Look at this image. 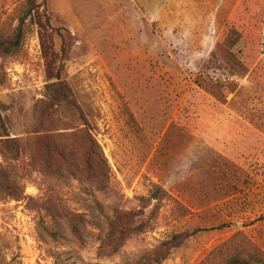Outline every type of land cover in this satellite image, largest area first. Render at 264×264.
I'll use <instances>...</instances> for the list:
<instances>
[{
	"label": "rangeland",
	"instance_id": "obj_1",
	"mask_svg": "<svg viewBox=\"0 0 264 264\" xmlns=\"http://www.w3.org/2000/svg\"><path fill=\"white\" fill-rule=\"evenodd\" d=\"M36 2L19 52L0 56V166L22 188L0 195V264H141L182 233L161 264H203L236 232L264 251V0ZM23 3L0 0L1 32ZM57 76L107 179L56 177L32 161L36 107ZM56 116L60 132L82 126L66 107ZM117 210L148 221L103 254ZM68 213L82 215L80 239Z\"/></svg>",
	"mask_w": 264,
	"mask_h": 264
},
{
	"label": "trees",
	"instance_id": "obj_2",
	"mask_svg": "<svg viewBox=\"0 0 264 264\" xmlns=\"http://www.w3.org/2000/svg\"><path fill=\"white\" fill-rule=\"evenodd\" d=\"M23 1L17 24L9 31H0V56L3 58L17 55L23 41L25 20L39 6L36 0ZM46 93L47 98L41 100L36 107L38 122L32 131L37 134L31 137L30 143L32 161L41 166L44 172L56 177L70 175L88 182L96 180L99 175L107 179L106 161L87 128L88 120L67 81L57 76L56 80L46 84ZM62 107L70 110L82 126L73 124L64 128L69 129L68 131H58L60 128L56 115ZM5 141L11 146L14 156H17L18 152L13 147L14 139L7 137ZM21 194V186L10 179L6 169L0 166V195L18 199ZM163 194L164 189L154 185L148 199L158 201ZM66 218L71 233L80 239L79 224L83 221L82 215L68 213ZM147 221L138 218L133 211H115L101 237L99 249L103 254L116 252L127 238L141 231ZM185 238L184 233L172 235L161 242L152 258L141 260V264H161L169 250L179 246ZM203 264H264V251L246 235L236 232L211 250L205 256Z\"/></svg>",
	"mask_w": 264,
	"mask_h": 264
}]
</instances>
